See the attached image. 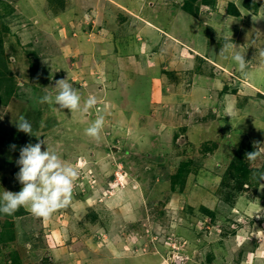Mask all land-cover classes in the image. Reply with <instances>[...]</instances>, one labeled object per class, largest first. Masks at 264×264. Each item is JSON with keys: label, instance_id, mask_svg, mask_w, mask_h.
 Segmentation results:
<instances>
[{"label": "rangeland", "instance_id": "rangeland-1", "mask_svg": "<svg viewBox=\"0 0 264 264\" xmlns=\"http://www.w3.org/2000/svg\"><path fill=\"white\" fill-rule=\"evenodd\" d=\"M183 1L0 0V194L21 189L16 160L34 135L84 163L49 220L0 213V252L26 230L27 246L58 250L40 262L264 264V156L245 157L264 147V0H196L195 15ZM226 42L252 79L219 55ZM60 79L99 112L39 103ZM97 115L99 142L84 132Z\"/></svg>", "mask_w": 264, "mask_h": 264}, {"label": "clouds", "instance_id": "clouds-1", "mask_svg": "<svg viewBox=\"0 0 264 264\" xmlns=\"http://www.w3.org/2000/svg\"><path fill=\"white\" fill-rule=\"evenodd\" d=\"M236 47L237 45L226 42L220 48L219 55L225 59L231 55L245 79H252V74L246 71L248 64L245 53L233 51ZM260 55L264 57V51ZM55 88L57 91L54 95L46 90L39 103H47L61 110L68 109L71 113H79L81 116L89 115L90 110L96 109L97 97L89 95L82 103L81 94L67 79L56 81ZM96 110L99 112V109ZM15 126L19 132L34 135L31 123L24 116L18 117ZM104 128L105 116L97 115L84 132L87 137L99 142ZM34 136L38 138V142L21 146L16 160L19 171L15 175L22 187L17 192L4 190L0 194V213L11 216L23 207L34 217L49 220L54 213L72 204L76 181L81 175L84 163L66 162L57 151L48 146L42 150V146L47 145L46 141L40 140V136ZM15 147L12 145V148ZM261 156H264V147L258 144L255 145V150L245 154L249 161H255ZM262 179L264 175L261 176Z\"/></svg>", "mask_w": 264, "mask_h": 264}, {"label": "crops", "instance_id": "crops-1", "mask_svg": "<svg viewBox=\"0 0 264 264\" xmlns=\"http://www.w3.org/2000/svg\"><path fill=\"white\" fill-rule=\"evenodd\" d=\"M16 233V236L19 235L20 237L13 236V240H15L16 238L15 246L11 245L12 247H14L13 252L8 253L6 252L7 250H5V252H0V264H54L52 262H48L46 259L41 260L40 262V255H38L37 253L40 251H48L51 254H54V252L57 250L56 247H52L51 244H48L47 241H45L44 243L41 242V244L35 242L33 243V245L27 246V243H24L26 240H28V234L26 233V230H23L22 233L18 231ZM50 235L52 236V240L54 242L58 241V236L61 237L60 232L56 233L52 231Z\"/></svg>", "mask_w": 264, "mask_h": 264}, {"label": "trees", "instance_id": "trees-1", "mask_svg": "<svg viewBox=\"0 0 264 264\" xmlns=\"http://www.w3.org/2000/svg\"><path fill=\"white\" fill-rule=\"evenodd\" d=\"M194 1H196V0H184L183 3H182V9L184 11L188 12L189 14H193V13L197 12V9H198L197 5L193 4V6H192V3H194ZM210 2H211V0H200V3L206 4L207 6H211L212 7V4ZM245 5H248V4H245ZM233 13L236 14L237 11L234 10ZM193 15H195V14H193ZM204 211L206 213H208V214H211L208 211V209H206V208L204 209Z\"/></svg>", "mask_w": 264, "mask_h": 264}]
</instances>
